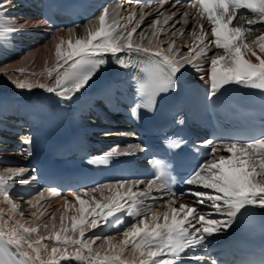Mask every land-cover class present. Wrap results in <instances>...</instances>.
Here are the masks:
<instances>
[{
    "label": "snow or ice",
    "instance_id": "6c2138e0",
    "mask_svg": "<svg viewBox=\"0 0 264 264\" xmlns=\"http://www.w3.org/2000/svg\"><path fill=\"white\" fill-rule=\"evenodd\" d=\"M191 6L197 9L201 17H207L212 26V38L210 40L207 38L201 25L199 34L195 30L192 33L194 46H187L189 55L180 59L176 58L179 49L174 47L175 41L168 42L167 52L162 48L163 41L158 40L155 48L133 42V34L147 15L143 9L139 19L135 21V26H132L135 13L128 17V23L124 25V28H131V30L126 31L125 36L123 32L116 34L117 24L115 21L108 22V9L105 8L98 17L99 26L94 30H88L86 37L78 38L74 43L68 40L66 49L62 48L66 43L65 40L57 37L59 42L55 43V61L47 70L48 76L54 78L51 86L46 83L33 84L23 80L11 82L20 89L31 90L39 87L61 100H71L107 63L105 57L111 55L117 65L128 67L135 64L142 67L146 73L145 80L138 89L140 102L131 108V115L137 117L139 109L151 111L159 94L174 89V78L186 64L192 65L197 58L206 57L209 46L214 45L216 49L223 50L224 54L220 55L217 52L210 59L207 93L210 99L229 85L256 89L264 93V35L258 36L251 42H245L243 35L254 25L264 22V0H193ZM6 7L7 4L0 0V10ZM244 10H250L253 15L258 16V19L248 21L243 27H230L234 17ZM0 15H3L2 11ZM175 15L176 13H173L172 16L166 17L164 24L172 20ZM184 15L187 16L188 13ZM41 23L48 24V21L44 20ZM158 23L154 20L151 25L155 29L153 36H158L165 31L156 27ZM185 23H187L186 20ZM23 27L21 25L19 29L11 28L9 32L15 33ZM3 35L4 33H0V37ZM151 43L150 40L149 44ZM120 53H126L127 60L118 55ZM191 53L195 54L191 55ZM247 54H251L255 62L247 58ZM22 143L30 145L31 138L24 139ZM183 143L184 141L181 140L170 146L179 148ZM130 148L132 150L125 152L114 149L102 158L90 160L89 163L106 165L112 156H129L133 155L136 149L144 150L139 145L130 146ZM194 150L205 151L204 162L200 163L184 180L186 191L181 192L180 195L193 196L195 204L205 206L210 204L212 211L200 212L197 207L184 203H180L179 208H176L172 206L175 201H171L168 204V211L163 213L162 223L160 222L161 214L158 212L152 213L149 219L151 207L145 208L141 198L148 197L157 182L161 189L170 190L164 163L152 160L150 163L157 167V174L153 180L148 181L147 191H132V182L117 181L115 184L106 183L87 190L92 193L100 192L102 200H96L93 197L89 201L73 193L76 201L79 202L77 209L79 215L72 217L71 230L74 233L78 232L80 238L68 235L69 229L62 227L59 231L54 230L46 238L41 237L32 241L29 237L37 233L36 227H26L19 222L7 227L5 222V230H0V264H37V262L38 264H56L54 259L47 262L40 260V245L44 239L52 240L56 245H63L65 248L68 245L77 246L74 259L84 264H130L128 260L122 258L129 245L132 246L134 254L139 253L138 258L131 264H182L181 257L186 250L196 249L207 238L227 231L242 209L264 208V183L257 180L258 177H264V133H261L258 138L250 137L246 142L223 138L204 140L194 145ZM24 152L31 155L28 148H25ZM221 152H226L227 155L220 154ZM24 171L20 169L7 179L0 177V195L5 200L9 198V192L6 191L7 180L22 175ZM31 179L35 180L36 177L33 176ZM30 182V180H21L22 185ZM140 183L142 181H135L136 185ZM126 184L128 187L124 190ZM197 188L203 190L197 191ZM104 190H107L109 195L103 196ZM51 192L56 194L57 189L53 188ZM118 213L133 219L139 218L138 223H132L123 232V238L116 243L112 242V237H105L107 251L104 254L94 251L92 247L94 241L89 242L83 239L87 230L97 228L102 223L107 224L109 218L115 217ZM214 215L227 217V219L210 218ZM63 219L62 216L61 220ZM122 223V219L115 221L116 225ZM57 252L58 248L53 247L52 254ZM32 253H35L34 257ZM62 259H69V257H62ZM195 259L202 260V257H195ZM212 264H217V261L213 260Z\"/></svg>",
    "mask_w": 264,
    "mask_h": 264
},
{
    "label": "bare ground",
    "instance_id": "6f19581e",
    "mask_svg": "<svg viewBox=\"0 0 264 264\" xmlns=\"http://www.w3.org/2000/svg\"><path fill=\"white\" fill-rule=\"evenodd\" d=\"M75 1L81 2L86 11L89 12L87 19L81 24L70 28H54L49 23H41V21L45 20L40 11L42 0H3V2L7 4V7L0 10L3 12V15H0V33H4V35L0 37V147L6 148L4 151L0 152V177L7 179L12 173L20 169L25 170L21 176H27L30 170H32L40 160L37 150V138L40 130L39 125H42L45 129L46 125L50 124L55 126L56 130L61 126L59 122L56 123L51 112L47 110L45 106L39 104L38 93L40 92H42L40 94H42L43 97L56 105L60 115V121H62L63 126L66 125L70 134L79 135L95 143L104 142L110 144L111 147L104 150L102 154L110 153L114 149L119 152L130 151L132 150L130 146L138 145L134 140L127 141L131 138L134 139L136 135L133 131V126L124 122L123 120H125V117L122 116H114L113 119L116 121L109 124L110 127H108L113 130L99 133L100 130L106 127L98 124V121H101L100 117L103 115L100 113V107L95 106L98 103L93 101L95 91L92 86L84 87L71 100L64 101L56 95L48 93L44 89L37 93L34 91L35 87L31 90L27 88L20 89L11 82L12 80H23L30 83H47L51 86L54 83V78L48 76L47 70L53 66L55 61V43L59 42L57 37H62L65 40L66 43L62 48L66 49L68 40H72L74 43L76 39L86 37L88 30H94L99 26L98 17L105 8L108 9V22L112 23L115 21L117 28L120 27L122 22L125 24L126 21H128V17L133 13H135L133 17L134 20L136 16L140 14L141 9H143V7H140L134 10L133 6L123 0ZM123 7L125 9H123ZM184 11V13H188V10ZM253 19H258V17L253 14L247 15L236 21L234 27L246 26L247 22ZM21 25L24 26L22 30L15 33L9 32V29H19ZM201 25L203 26L207 38L210 40L212 38L211 24L208 20L204 23L198 22L195 24L198 30L197 34H199ZM162 29L165 31L158 36H153L154 30H147L144 32L142 35L144 45L155 48L158 40L163 41L162 48L165 51L168 42L175 41L174 47L179 49L176 53V58L180 59L181 57L189 55L187 46H194V39L191 40L188 36L178 34L174 30L167 29V27H163ZM174 32L175 35H173ZM243 35L245 42L254 41L258 36L264 35V22L259 23V26L256 28L252 27ZM150 40L152 41L151 45L149 44ZM217 52H219L220 55L224 54L223 50H218L214 45H210L206 57L197 58L192 65L186 64L180 72L184 71L188 66H207V68L199 70L198 74L201 80L208 83V66L210 65V59L211 56L217 54ZM194 54L195 53H191V55ZM247 58L255 62V58L252 57L251 54H247ZM21 69H23V71H20ZM37 89H39V87ZM106 121L109 122V118L106 119ZM106 125H108L107 122ZM29 137L31 138V144L24 145L22 141ZM32 146L33 149L30 150L31 155L24 152L25 148L30 149ZM220 154L227 155L226 152H221ZM14 177L7 180L6 191L9 192L8 200H5L4 197L0 195V230H5V222H7V227H11L16 222L22 223L26 227H31L29 223L23 221L24 216H36V210L39 206L44 204L46 210H44L42 215L32 218L31 221L37 225H35L37 233L31 234L29 237L32 241L41 237L46 238L51 235L54 230L59 231L62 227H67L69 229L68 235L80 238L78 232L74 233L71 230L72 217L79 215L77 211L79 202L76 201L73 193L89 201H91L93 197L96 200L103 199L100 192L92 195V192L86 190H57V193L53 194L51 188L46 187H38L37 197L33 199L31 198V194L28 193L29 190L21 188L24 186L21 184V180L14 182ZM257 180L258 182L264 183V177H258ZM12 187H19L18 189L20 191L10 190ZM127 187L128 185L126 184L124 190H127ZM131 187L132 191L143 192L148 190L146 186L134 187L131 184ZM196 190L199 191L203 189L198 188ZM107 195H109V192L104 190L103 196ZM153 197L156 199L153 200ZM161 197L163 196L151 192L148 197H143L141 199L144 201L145 208L150 206L152 211H158V213L168 211V204L171 201H175L172 203V206L176 208H179L180 203H184L189 206H195L199 210L212 209L210 204L207 206L195 204L194 197L191 195L175 198L163 197V199H161ZM13 199L19 201L15 202ZM50 212H52V218L49 226L45 227L42 222L38 223ZM34 213L35 215H33ZM62 216L64 217L63 221L61 220ZM138 219L139 218L133 219L132 223H138ZM160 222L162 223L163 219H160ZM131 224L115 228L113 233L108 237L113 238V243L118 242L123 238V232L128 229ZM103 226L104 224L102 223L97 228L88 229L84 237L100 233ZM230 231L231 230L228 229L219 234H228ZM103 241L104 244H107L105 238ZM53 247L58 248V252L54 255L52 254ZM76 247L75 245H68L67 248H65L63 245H56L52 240L44 239L40 245V260L47 262L54 259L56 264H84V262L74 259ZM25 248H27L26 245ZM32 256L34 257L35 253H32ZM138 256L139 253L136 252L134 254L132 246L129 245L127 250L123 253L122 258L128 260L131 264ZM62 257H69V259H62Z\"/></svg>",
    "mask_w": 264,
    "mask_h": 264
},
{
    "label": "rangeland",
    "instance_id": "374dc122",
    "mask_svg": "<svg viewBox=\"0 0 264 264\" xmlns=\"http://www.w3.org/2000/svg\"><path fill=\"white\" fill-rule=\"evenodd\" d=\"M123 9H125L123 7ZM147 15L145 16V19L140 23L139 27H137V30L136 32L133 34V42L134 43H139L141 44L142 46H146L147 45H144L143 41H142V34L144 32H146L147 30L148 31H151V30H155L151 27L153 21H158L159 23L157 24V28H163V27H167V29L169 30H174L175 32H177L178 34H181L183 33V36H188L189 39L193 40L194 39V36L192 35L193 31L195 30L196 32L198 31L193 23V16H185L184 14V9H171L170 7H163V8H156L155 6H149V8H147L145 11H144ZM141 13V11H140ZM173 13H176V15L173 17L172 20H169L167 24H164V20L166 19V17L168 16H172ZM140 17V14L136 16V18L133 20L132 22V26H135V21L138 20ZM122 18V17H121ZM185 20L187 21V23H185ZM128 21H126L125 24H127ZM124 22L121 23L120 27H118L116 30H117V35H119L121 32H123L126 36V31L128 30H131V28H128V29H125L124 28ZM123 43V41H122ZM148 47H151V46H148ZM165 51L167 52L168 50L165 49ZM44 82H45V79H44ZM33 84H39L40 82H32ZM47 84V83H46ZM38 87H35L34 88V91L35 92H40L42 89L39 88L37 89ZM42 93V92H40ZM39 94V93H38ZM99 124H106L104 122H100ZM102 132H105V131H100V133ZM17 149V148H16ZM1 151H4V147H0V152ZM19 187H12L10 190L14 191H20L18 189ZM29 190H34V187L33 186H30L28 187ZM33 192H37L36 191H33ZM33 192H30L28 191V193L31 194V198H34L35 197V194H32ZM99 193V192H98ZM97 194V192L93 193L92 195H95ZM64 197V196H63ZM14 200V199H13ZM15 202H18L19 200H14ZM41 205V204H40ZM44 210H46V207L44 206V204H42L41 206L38 207V209L36 210V216H29V215H25L24 218H23V221L26 222V223H29L31 227H36L37 225L34 223V222H31L32 221V218H35L39 215H42V213L44 212ZM158 211H152L148 214L149 216V219H150V216L152 213H157ZM51 213V214H50ZM45 218H42L40 220V222L38 223H41L43 225H47L49 226V223H50V220L52 218V212H50ZM162 213V212H160ZM31 218V220H30ZM212 219H218V218H215V217H210ZM161 219H163V215L161 217ZM37 223V224H38ZM36 225V226H35ZM85 237H83L84 239ZM104 238H100L96 244H92V247H93V250L94 251H99L101 252V254H104L106 251H107V244H104ZM87 241L91 242V239L89 238ZM106 245V246H105Z\"/></svg>",
    "mask_w": 264,
    "mask_h": 264
}]
</instances>
